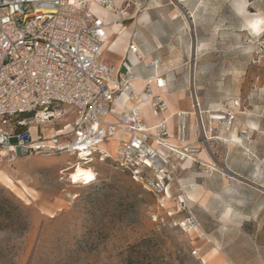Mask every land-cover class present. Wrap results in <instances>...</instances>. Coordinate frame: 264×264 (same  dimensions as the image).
<instances>
[{
	"label": "rangeland",
	"instance_id": "374dc122",
	"mask_svg": "<svg viewBox=\"0 0 264 264\" xmlns=\"http://www.w3.org/2000/svg\"><path fill=\"white\" fill-rule=\"evenodd\" d=\"M234 1L128 0L126 11L124 5L123 11L117 10L122 23L134 22L135 29L139 15L155 12L154 26L147 30L159 40L165 30L171 33L167 45L181 56L176 80L186 90L181 103L190 113L194 90L206 115L235 112L230 130L247 134L249 126L257 129L243 149L210 143L221 169L213 174L226 177L231 190L230 194L222 187L213 191L205 210L188 201L200 225L197 232L181 228L184 216L177 213L175 203L164 205L110 163L95 161L93 181L70 184V171H60L66 162L70 166L76 162L73 157H18L0 162V264H204L212 249L225 260L214 264H264V189L243 188L228 178V169H235L264 188V24L259 35L251 34ZM246 3L249 12L264 18V0ZM161 6L165 24L156 12ZM116 59L103 51L102 61ZM115 103L126 104L123 98ZM142 113L145 122L155 120L147 109ZM73 119L74 113H68L64 120L41 125L40 130L53 132ZM188 122L191 126V117ZM117 144L115 137L105 149L113 154ZM228 152L244 163L231 166ZM171 195L175 198L177 190ZM226 205L234 211L230 225H221L218 220Z\"/></svg>",
	"mask_w": 264,
	"mask_h": 264
},
{
	"label": "built area",
	"instance_id": "2783aa9c",
	"mask_svg": "<svg viewBox=\"0 0 264 264\" xmlns=\"http://www.w3.org/2000/svg\"><path fill=\"white\" fill-rule=\"evenodd\" d=\"M93 3L117 12L115 0H0V162L67 155L88 167L95 161L110 163L159 200L171 195L174 186L178 195L172 200L184 216L180 226L197 232L200 225L182 198L187 185L181 182L180 171L189 161L195 175L218 173L198 154L205 150L218 167L210 138L218 128H232L235 112L221 113V120L206 115L193 90L194 129L187 111L176 113L174 137L166 117L148 126L140 107L144 96L149 97L148 110L154 118L168 109L149 88L150 79L159 88L166 87L164 75L155 73L160 62L153 59L147 64L154 74L144 79L147 83L141 89L135 85L139 78L125 62L122 70L103 63L107 24L92 12ZM129 7L125 1L124 11ZM126 52L143 61L137 45L129 44ZM119 98L126 104H116ZM68 113H74L71 124L63 123L53 132L40 130L41 125L64 120ZM238 134L246 144L250 142L245 132ZM115 137L118 144L112 154L105 143Z\"/></svg>",
	"mask_w": 264,
	"mask_h": 264
},
{
	"label": "crops",
	"instance_id": "0c3cea01",
	"mask_svg": "<svg viewBox=\"0 0 264 264\" xmlns=\"http://www.w3.org/2000/svg\"><path fill=\"white\" fill-rule=\"evenodd\" d=\"M117 1H120V6H117V4H116ZM125 1H128V0H115L116 7L122 8ZM159 9H161V10L156 11V12H160L159 14H161V16H162L161 21L163 24H165V23H167L166 22L167 17H166L165 8H164V6H161V8H159ZM145 12H146L147 16H144ZM94 14H95V12H94ZM154 14H155V12L144 11L141 15H139V17H137V19L135 21V23L139 27V28L137 27V29L134 28V22L129 23L128 25H124L122 23V21H120V19H118V22L128 32V37L126 38L125 42H123L122 44H119V46H117L116 48H114L110 51L108 50V44L106 43L104 45V50L106 52L110 53L111 55L116 56L117 59L114 60L113 62L111 61L110 63L104 62V61H103V63L115 66L117 68H120L121 64L123 62H125L130 67L131 71L133 72V74L135 76H137L139 79L144 80V79H146V78H148L154 74L153 70L148 69L146 67L147 64L153 59L159 60L160 66L156 70L155 73L164 75L163 78L165 79V82H166V88H162V89L155 88V92L161 95V91L166 90L165 91L166 95H164V100L168 104V109L164 115H161V116L155 118V120L152 122H145V123L148 126H151V125L155 124L158 120L162 119L163 117H166V118H168L170 133L174 137L176 134V128H177L176 113L180 112V111L189 112V110L186 109L184 107V105L181 103L184 99L187 98L186 90L183 87L182 82H179L178 80H176L177 75H178L177 65L181 61V56L178 55L179 53L177 50L168 49L167 39L171 35V33L168 30H165V31H167V33L165 32V34H163V38L160 40L157 37L153 36L149 30H147V28H146L147 26H149L151 29L154 26V22H155L154 21V18H155ZM151 25H152V27H151ZM131 43L138 46V50H139L140 54L143 56V61H141V62L137 61L132 55L127 54V52H126L127 47ZM161 43L163 44L164 47H162ZM102 56H103V53H102ZM121 70H122V67H121ZM137 88L141 89L142 83H141V87H137ZM141 109L142 110H145V109L148 110V105L146 103L142 104ZM194 125L195 124L193 123V120H192V124H191L192 129H194V127H195ZM235 132L238 133L236 130H235ZM223 135L226 136L227 138H230V134L227 132H224ZM251 135H252V133H251ZM202 152H204L205 154L201 155ZM198 157L203 161L210 162V163L212 162L211 158L208 156V154H206V152L204 150L198 154ZM212 158H213V160L215 159L214 156ZM226 159L229 160L231 166H236L237 164H240V163L243 164L244 163V161L241 158H237V157L233 156L232 154H230V152H228V154L226 155ZM234 170L231 171L232 173H229L228 178H230L233 181H235V180L238 181L240 183L238 185H242L240 187L244 188V187L257 186V187L264 189L260 185L255 184L253 181H251V177L248 174L238 173V172H235ZM221 178L224 181V184H222V185L220 184ZM221 178H219V176L217 174H212V176H210V177H205L203 175H193L190 172L189 161H186L183 164L182 169L180 171V180L184 185H190L192 188H200L201 187L200 189L203 190L202 198H201L200 202H197V203H194L191 201H189V202L193 203V204H198L199 207H201L204 210L206 207V202L209 199V197L213 191L215 192L218 189H220V187H222L223 190H225V192H228L230 194L231 185L229 184V182L227 181V179L225 177H221ZM205 188H207V189H205ZM173 190H176V188L174 186H171L170 192L172 193ZM228 208L231 209V213H230V216H231L232 212L234 211V208L231 205H228V206L226 205L223 208L224 212ZM230 216L227 218V220L223 221L222 217L220 215L221 221H220V217H219V220H218L219 223L221 225H230V224H228V223H231ZM238 227H239V225H238ZM211 233H212L211 231H208L207 234H211ZM215 237L216 238H223V236H221V235H215Z\"/></svg>",
	"mask_w": 264,
	"mask_h": 264
},
{
	"label": "bare ground",
	"instance_id": "6f19581e",
	"mask_svg": "<svg viewBox=\"0 0 264 264\" xmlns=\"http://www.w3.org/2000/svg\"><path fill=\"white\" fill-rule=\"evenodd\" d=\"M116 4H117V6H120V1H117ZM246 6H247L246 0H235L234 1L235 11L239 16L242 17L244 24H245V27H246V30H248L253 35H259L263 30L264 18L260 14L249 12L246 9ZM91 10H92V12L94 11L95 14L98 17H100L101 19H103L105 21V23L107 24V27H106L107 40H106L105 44L106 43L108 44V50L109 51L116 48L117 46H119V44H122L123 42L126 41V38L128 37V32L118 22V19L121 18L120 17V14H121L120 11L122 10V8H117V10H120V11L112 12V11H110L104 7H101V6L93 3L91 5ZM122 14L125 15L126 13L123 12ZM144 16H147L146 12L144 13ZM186 26L189 29L188 23ZM149 81H150V83H149L150 92L153 95L160 96L162 99H164V95H166V92H165L166 90L161 91V95H160V94L155 92V88L162 89V88H166V87L162 84V87L159 88L157 86V81L154 79H150ZM137 82H141L142 87L147 83L145 80L136 79L135 85L137 84ZM144 97L146 99L141 102L140 107L144 103H146L148 105L149 97L148 96H144ZM166 104H167V102H166ZM167 106H168V104H167ZM190 117L192 118L193 123H194L195 113L194 112L190 113ZM212 118L217 119V120H221L222 116H221V114H213ZM215 125H218V123L216 122ZM249 131L250 132L246 134V136L248 135V137L251 135V133L257 131V129L254 128L253 126H249ZM224 132L229 133L230 138H227L226 136H224L223 135ZM217 133H218V135L211 136V138H210L211 141H218V142L223 143L226 146H232V147L237 146L240 149H243L247 146L246 143L239 136V134L235 132L234 129L229 130V131H225L222 128H218ZM204 154H205L204 152L201 153V155H204ZM207 163H208L209 167L216 169L219 173L221 172L220 171L221 169L219 167L215 166L212 162L211 163L207 162ZM69 171H70V173H68V175L69 174L70 175H69L68 181L70 184H78V183L88 184L96 178V174H95L92 167L83 166V165L79 164L78 162H75L74 164H72L68 168L62 169L60 174H63L64 172H69ZM200 188H192L191 187L190 189H186L182 198L185 197V199L187 201H191L194 203L200 202L201 198H202V193H203V190ZM160 199H162L161 202L164 205H169L170 204L169 201L173 202L172 196L170 195V193H167V195H162V197ZM230 213H231V209L230 208L226 209L224 214L222 215V220L223 221L227 220V218L230 216ZM216 261L224 262L225 260L223 259L222 253H220L217 249H212L210 252L209 258L204 260V264H214Z\"/></svg>",
	"mask_w": 264,
	"mask_h": 264
},
{
	"label": "trees",
	"instance_id": "16d2710c",
	"mask_svg": "<svg viewBox=\"0 0 264 264\" xmlns=\"http://www.w3.org/2000/svg\"><path fill=\"white\" fill-rule=\"evenodd\" d=\"M138 264H140V263H138Z\"/></svg>",
	"mask_w": 264,
	"mask_h": 264
}]
</instances>
